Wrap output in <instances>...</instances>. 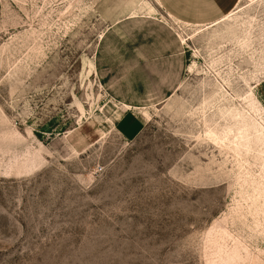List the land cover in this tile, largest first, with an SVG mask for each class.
<instances>
[{"label": "rangeland", "instance_id": "rangeland-1", "mask_svg": "<svg viewBox=\"0 0 264 264\" xmlns=\"http://www.w3.org/2000/svg\"><path fill=\"white\" fill-rule=\"evenodd\" d=\"M160 7L0 0V264H264V0Z\"/></svg>", "mask_w": 264, "mask_h": 264}, {"label": "crops", "instance_id": "crops-1", "mask_svg": "<svg viewBox=\"0 0 264 264\" xmlns=\"http://www.w3.org/2000/svg\"><path fill=\"white\" fill-rule=\"evenodd\" d=\"M237 2L238 0H158L161 6L160 8L163 11L162 13L165 16H170L172 19L174 18L180 21L181 24L187 23L194 25V27L197 25H206L209 23L214 25L218 23L220 21L219 19L231 11ZM138 15L139 13L132 10L127 14V18L137 17ZM144 15L151 16L150 14ZM103 36L101 37V41ZM114 100L117 104L113 106L118 109L113 119L114 129L125 140L134 139L145 125L142 115H139V111H137L144 107V104L138 101H128L123 97H117ZM125 105L130 107L126 108L124 107Z\"/></svg>", "mask_w": 264, "mask_h": 264}, {"label": "bare ground", "instance_id": "bare-ground-1", "mask_svg": "<svg viewBox=\"0 0 264 264\" xmlns=\"http://www.w3.org/2000/svg\"><path fill=\"white\" fill-rule=\"evenodd\" d=\"M183 41V40H182Z\"/></svg>", "mask_w": 264, "mask_h": 264}]
</instances>
